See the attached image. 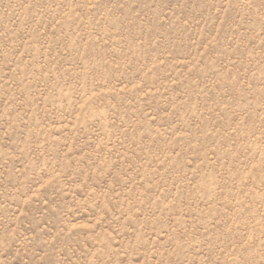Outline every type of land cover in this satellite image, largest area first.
<instances>
[{"label":"rangeland","instance_id":"374dc122","mask_svg":"<svg viewBox=\"0 0 264 264\" xmlns=\"http://www.w3.org/2000/svg\"><path fill=\"white\" fill-rule=\"evenodd\" d=\"M0 264H264V0H0Z\"/></svg>","mask_w":264,"mask_h":264}]
</instances>
